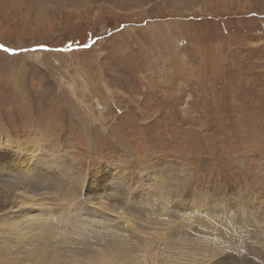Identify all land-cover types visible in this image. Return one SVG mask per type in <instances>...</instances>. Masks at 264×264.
<instances>
[{
	"label": "rangeland",
	"instance_id": "obj_1",
	"mask_svg": "<svg viewBox=\"0 0 264 264\" xmlns=\"http://www.w3.org/2000/svg\"><path fill=\"white\" fill-rule=\"evenodd\" d=\"M8 151L0 191L61 216L77 168L86 196L123 212L116 240L198 252L194 224L264 235V0H0ZM256 251L226 262L264 264Z\"/></svg>",
	"mask_w": 264,
	"mask_h": 264
},
{
	"label": "bare ground",
	"instance_id": "obj_2",
	"mask_svg": "<svg viewBox=\"0 0 264 264\" xmlns=\"http://www.w3.org/2000/svg\"><path fill=\"white\" fill-rule=\"evenodd\" d=\"M8 153L3 152L4 155L0 153V177L9 174V163L15 164L16 157L13 151ZM6 171L7 173L4 174ZM79 173L77 168L72 167L68 172L71 176L67 178L68 183L62 193L63 201L72 204L69 206L71 208H66L61 216L40 208L38 198L42 197L43 201V196L13 187L1 189L0 192L4 194L0 193V264H214L220 259L224 260L219 264H231L226 262L227 258L245 257L246 248L250 243L258 247L260 253H264V235H260L261 231L259 233L250 231L243 236L241 234V238H238L237 234H229L222 241L213 233L205 235L202 230L206 228L204 224L202 227L194 224L192 226L194 234H187V240L200 238L201 242L196 243L200 247L198 252L178 246L166 252L163 247L165 243H160L159 239L153 237L132 241L130 236H122L124 239L116 240L115 238L122 231L117 225L120 224L119 216H124L123 212H118V208L111 205L108 196L103 195L104 193L98 191L95 192L96 196H86L84 189H79L83 186L84 179ZM71 178L74 180L72 181ZM132 212L142 213L137 212L133 207ZM142 214L147 217L145 223L154 224L150 211L144 210ZM111 230L113 231L109 235ZM75 236L81 237L83 241L75 242ZM170 237L177 238L173 235ZM47 240L50 242L48 243ZM185 242L192 244L190 241ZM234 242H239L244 247L243 254L238 250L229 251L235 247ZM145 244L149 246L146 248ZM138 247L140 250L145 249L150 255L148 260H141L143 259H140L141 255L137 257L138 252L140 253ZM207 249L215 251L216 255H208ZM226 250L228 255L225 252L218 253Z\"/></svg>",
	"mask_w": 264,
	"mask_h": 264
},
{
	"label": "snow or ice",
	"instance_id": "obj_3",
	"mask_svg": "<svg viewBox=\"0 0 264 264\" xmlns=\"http://www.w3.org/2000/svg\"><path fill=\"white\" fill-rule=\"evenodd\" d=\"M5 51H7V49H5ZM204 199H207V197L205 196ZM234 243H235V247L229 249V251H236V250H238L239 253L243 254L244 251H245L244 247H242L241 244H240L239 242H234ZM207 254L210 255V256H215V255H216L215 252H212V251H210V250L208 251ZM253 255H260L261 258L264 259V253H259V252H257V253H254Z\"/></svg>",
	"mask_w": 264,
	"mask_h": 264
}]
</instances>
